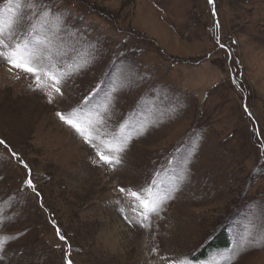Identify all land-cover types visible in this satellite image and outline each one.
<instances>
[{
    "label": "rangeland",
    "instance_id": "1",
    "mask_svg": "<svg viewBox=\"0 0 264 264\" xmlns=\"http://www.w3.org/2000/svg\"><path fill=\"white\" fill-rule=\"evenodd\" d=\"M45 11L40 86L0 59V264H264V0H0L15 42Z\"/></svg>",
    "mask_w": 264,
    "mask_h": 264
},
{
    "label": "snow or ice",
    "instance_id": "2",
    "mask_svg": "<svg viewBox=\"0 0 264 264\" xmlns=\"http://www.w3.org/2000/svg\"><path fill=\"white\" fill-rule=\"evenodd\" d=\"M9 3H12L13 0H8ZM211 2V0H210ZM49 13L47 11L43 12L38 18L35 24L31 25V30L25 38L19 42L13 41L11 32L7 35L4 30V23L0 21V59L5 60L7 63L13 65L15 68L28 73L36 74L37 86H40V73L45 71V66L38 63V53L47 55L49 57L53 55L66 54L65 46L61 42L60 44L57 41L60 39L59 33L64 31L63 20L60 16H54L52 19H49ZM27 17L21 15L18 18V23L22 24ZM34 33V34H33ZM39 37V38H38ZM9 41H12L11 45ZM87 63V61H84ZM83 64H77L76 69L78 70L82 67ZM51 76V79L59 84L62 82L63 76H66L68 73H63L61 76L52 75L51 73H46ZM55 91L60 92V88L56 87ZM61 120H64L65 123L76 128L78 132L82 135L85 132V129L80 127L78 123L74 122L72 116L75 115L73 112L69 117H66L63 114L58 113ZM88 139V137H85ZM4 141H0V144H3ZM127 144V139L119 141V146L114 148V151L119 153L124 151V146ZM98 155L100 153L98 152ZM101 160L105 163L120 164L121 161L118 157H108L105 155L100 156ZM31 186V181H27ZM155 180L152 182L155 185ZM121 192H124L125 189H120ZM144 193V199L141 200V206L145 209L146 212H155L159 205V198L156 193L152 191V187H146L141 190ZM130 194L137 196L136 192L129 190ZM139 198V197H138ZM57 234L59 235V229H57ZM61 240H64L65 237L60 236ZM66 264H72L71 260H67ZM183 264V262H180Z\"/></svg>",
    "mask_w": 264,
    "mask_h": 264
},
{
    "label": "trees",
    "instance_id": "3",
    "mask_svg": "<svg viewBox=\"0 0 264 264\" xmlns=\"http://www.w3.org/2000/svg\"><path fill=\"white\" fill-rule=\"evenodd\" d=\"M228 243L226 229L221 230L213 240L200 249L197 256V258L199 257L198 260L206 259L211 253L227 248Z\"/></svg>",
    "mask_w": 264,
    "mask_h": 264
}]
</instances>
